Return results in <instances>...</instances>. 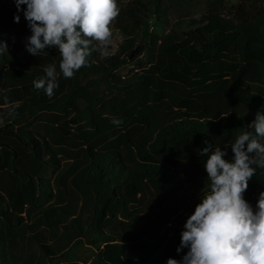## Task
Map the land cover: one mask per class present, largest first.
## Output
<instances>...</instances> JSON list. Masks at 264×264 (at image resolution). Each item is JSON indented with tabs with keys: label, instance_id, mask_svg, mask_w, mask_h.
<instances>
[{
	"label": "trees",
	"instance_id": "1",
	"mask_svg": "<svg viewBox=\"0 0 264 264\" xmlns=\"http://www.w3.org/2000/svg\"><path fill=\"white\" fill-rule=\"evenodd\" d=\"M196 1L204 2V12L157 43L152 27L164 17V0H117L119 15L110 25L122 40L118 50L109 45L108 58L94 51L90 66L72 78L60 71L55 48L27 52V21L21 13L15 23L14 0L3 1L9 53L0 56V167L10 158L20 184L34 181L19 170L18 149L5 137L58 173L53 182L39 181L47 207L32 223L21 217L15 224L0 194V264H54L84 240L98 250L94 264L181 257L180 233L207 179L197 149L234 142L264 105V86L242 74L252 64L264 71V0ZM139 45L146 58L133 75L120 76ZM53 64L59 87L49 98L33 81ZM261 191L258 168L244 195L255 205Z\"/></svg>",
	"mask_w": 264,
	"mask_h": 264
},
{
	"label": "clouds",
	"instance_id": "2",
	"mask_svg": "<svg viewBox=\"0 0 264 264\" xmlns=\"http://www.w3.org/2000/svg\"><path fill=\"white\" fill-rule=\"evenodd\" d=\"M14 4V22H20L22 13L31 32L25 39L27 52L39 56L45 49L58 50L65 78L90 66L88 57L94 51L101 58L112 55L109 25L119 15L117 0H14ZM8 53V42L0 41V56ZM44 72L33 85L52 98L59 87L56 65ZM247 129L223 149L212 144L197 149L207 179L200 202L180 233L176 251L182 255L169 257L166 264H264V191L255 205L244 195L257 169H264V105Z\"/></svg>",
	"mask_w": 264,
	"mask_h": 264
},
{
	"label": "rangeland",
	"instance_id": "3",
	"mask_svg": "<svg viewBox=\"0 0 264 264\" xmlns=\"http://www.w3.org/2000/svg\"><path fill=\"white\" fill-rule=\"evenodd\" d=\"M4 0H0V8ZM243 0H225L227 6H237L242 3ZM196 0H164L163 7L165 13L163 19H155L153 21L152 30L158 38L157 43L160 39L169 33L174 28H178L177 25L181 24V21L190 18H197L204 11L203 1L201 4ZM260 4V3H259ZM112 32L110 37L111 46L113 50H118L120 42L122 41L117 31L109 26ZM0 41H4V22L0 11ZM156 42L153 44L156 46ZM140 46V45H139ZM140 52L129 63L120 69L119 74L122 77H128L133 75L138 69V63L144 60L147 56L148 51L142 52V45L140 46ZM153 49V48H150ZM244 78L252 84L264 86V71L258 64H252L246 66L242 70ZM2 76H0V88H1ZM1 91V90H0ZM1 122V117H0ZM1 136V135H0ZM2 138V137H0ZM8 141H12L16 145L20 154L19 170L22 172L29 173L34 177L33 183L30 185L20 184L12 175L10 171L11 159L8 158L7 164L0 167V194L9 201L11 206L10 216L13 222L16 224L21 217H24L27 223H32L34 217L47 207V204L39 199L40 194V183L41 179L49 180L53 182L58 172L46 167L44 162H39L34 159L31 155L27 154L22 145L18 144L16 140L3 137ZM12 143H8L12 150L16 151L15 146ZM17 152V151H16ZM8 157L13 158V152L10 150L6 151ZM80 208V204L78 209ZM59 235L62 236V231H58ZM49 235L53 236L51 231ZM59 240H63L59 237ZM65 247L71 248L66 240ZM84 244L81 247L75 248L69 255L59 257L54 264H94L96 259L97 249L93 247L90 241L84 240ZM38 254H36L37 256ZM74 257V258H72ZM45 264H51V261L45 260Z\"/></svg>",
	"mask_w": 264,
	"mask_h": 264
},
{
	"label": "water",
	"instance_id": "4",
	"mask_svg": "<svg viewBox=\"0 0 264 264\" xmlns=\"http://www.w3.org/2000/svg\"><path fill=\"white\" fill-rule=\"evenodd\" d=\"M140 49H141V48L139 47V48H137V49L132 53V55L130 56V60L133 59L136 55L139 54Z\"/></svg>",
	"mask_w": 264,
	"mask_h": 264
}]
</instances>
